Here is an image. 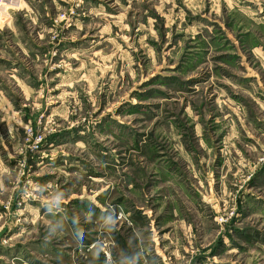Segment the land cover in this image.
Here are the masks:
<instances>
[{
  "label": "rangeland",
  "instance_id": "1",
  "mask_svg": "<svg viewBox=\"0 0 264 264\" xmlns=\"http://www.w3.org/2000/svg\"><path fill=\"white\" fill-rule=\"evenodd\" d=\"M0 264H264V0H0Z\"/></svg>",
  "mask_w": 264,
  "mask_h": 264
},
{
  "label": "crops",
  "instance_id": "2",
  "mask_svg": "<svg viewBox=\"0 0 264 264\" xmlns=\"http://www.w3.org/2000/svg\"><path fill=\"white\" fill-rule=\"evenodd\" d=\"M98 209V208H97ZM104 211V210H103Z\"/></svg>",
  "mask_w": 264,
  "mask_h": 264
}]
</instances>
